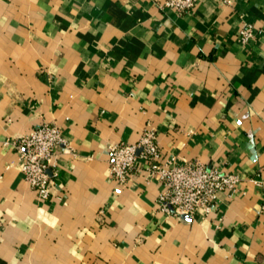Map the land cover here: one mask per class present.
Here are the masks:
<instances>
[{
    "label": "crops",
    "instance_id": "0c3cea01",
    "mask_svg": "<svg viewBox=\"0 0 264 264\" xmlns=\"http://www.w3.org/2000/svg\"><path fill=\"white\" fill-rule=\"evenodd\" d=\"M157 1L0 0V264H264V0ZM43 123L66 139L44 200L9 142ZM147 127L237 191L180 218L143 158L120 186L109 147Z\"/></svg>",
    "mask_w": 264,
    "mask_h": 264
},
{
    "label": "built area",
    "instance_id": "2783aa9c",
    "mask_svg": "<svg viewBox=\"0 0 264 264\" xmlns=\"http://www.w3.org/2000/svg\"><path fill=\"white\" fill-rule=\"evenodd\" d=\"M231 1V0H225ZM197 0H158L161 8L171 7L180 12L189 10ZM243 41L254 36L251 24L239 30ZM18 151L19 164L29 184L40 199H48L55 181L57 147L66 143L61 128L43 123L30 132L9 141ZM109 167L113 179L120 185L128 183L130 176L139 170V160L147 161L145 169L162 184L158 194L161 210L177 217H193L200 210L209 212L217 203L220 191L233 195L241 182L239 173L209 166L194 160L176 164L174 159L162 160L157 131L147 127L136 142L111 144Z\"/></svg>",
    "mask_w": 264,
    "mask_h": 264
},
{
    "label": "water",
    "instance_id": "95a60500",
    "mask_svg": "<svg viewBox=\"0 0 264 264\" xmlns=\"http://www.w3.org/2000/svg\"><path fill=\"white\" fill-rule=\"evenodd\" d=\"M186 216H188V215H186Z\"/></svg>",
    "mask_w": 264,
    "mask_h": 264
}]
</instances>
